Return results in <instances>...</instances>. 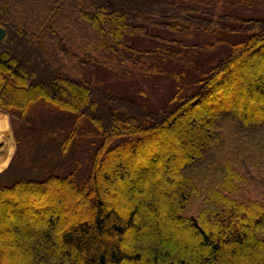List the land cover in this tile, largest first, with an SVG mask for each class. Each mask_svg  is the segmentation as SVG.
Returning <instances> with one entry per match:
<instances>
[{
  "label": "trees",
  "instance_id": "obj_1",
  "mask_svg": "<svg viewBox=\"0 0 264 264\" xmlns=\"http://www.w3.org/2000/svg\"><path fill=\"white\" fill-rule=\"evenodd\" d=\"M210 3L0 0V108L72 116L63 152L83 122L98 137L82 180L74 167L0 185V264H264V17ZM192 29L211 42L186 44ZM219 45L217 60L193 62ZM174 60L184 68L169 76ZM98 65L165 73L169 96L151 106L80 72ZM146 180L149 195L135 189Z\"/></svg>",
  "mask_w": 264,
  "mask_h": 264
},
{
  "label": "rangeland",
  "instance_id": "obj_2",
  "mask_svg": "<svg viewBox=\"0 0 264 264\" xmlns=\"http://www.w3.org/2000/svg\"><path fill=\"white\" fill-rule=\"evenodd\" d=\"M176 2H183L186 4L195 3L198 8H202L204 5H209L207 2L213 4L212 11L216 13L223 12V4L225 1L232 2L233 8L226 5V8H230L233 12L241 15H247V17H264V0H174ZM226 11V9H225ZM193 30V29H192ZM181 40H185L186 44L190 45H206L207 41L212 40V36L205 35L204 33L193 30L189 35L179 36ZM179 38V39H180ZM144 43H139L141 47L154 48L156 43H152L149 39H143ZM149 43H152L149 45ZM224 46V45H223ZM199 49V47H197ZM206 50H194L196 58L189 56L190 52L185 49H179L178 53L182 56L181 60H184L186 56L193 59V62L199 64L201 62V68L203 64L207 65L210 61L217 60L219 55L224 54V48L221 45L214 49ZM215 50V52H213ZM191 51V50H190ZM193 52V51H192ZM191 52V53H192ZM206 63H202L205 62ZM167 61H160L159 63L164 64ZM256 72L261 73L264 78V69L262 65L257 64ZM168 69L170 76L171 69L184 68L182 61H172L165 67ZM260 68V69H259ZM263 69V70H262ZM80 72L85 73L86 76L91 79L95 84L101 85H113V90H118L128 94L129 97L136 98L141 103H146L151 106L159 107L167 100L169 96L170 83L167 85V80L170 81L167 74L158 75L155 77L143 76L137 71H132L131 75L117 74L112 70H109L104 66H96L95 68H82ZM159 79L158 85H153V79ZM247 81V79H246ZM241 91L246 92V88L241 86ZM141 91L143 92L142 94ZM2 109V108H1ZM0 109V185H8L15 180L22 177H44L48 171L60 172L74 169L76 177L82 180L87 177L88 172V159L90 158L94 143L98 144V137L91 136V126L87 122H83L78 130V136L73 141L72 145L66 152L62 151L61 140H63L65 134L71 130L73 117L60 113L57 110L47 108L46 106L39 105L36 107L30 116L28 121L22 120L21 118L14 116L5 110ZM247 112H251L257 115V109H249ZM237 115V114H236ZM234 115V117L236 116ZM30 126V131L27 132L23 125ZM230 121H226L224 128L230 127ZM49 132V136L45 132ZM201 136V135H200ZM244 138V139H243ZM241 138L247 142H251L247 139L246 135ZM214 154V153H212ZM211 154V155H212ZM145 177V176H144ZM119 184V183H118ZM116 182V185H118ZM127 189L129 185L124 182ZM146 182H140L135 184V189H144V194L149 195V192L145 189L147 186ZM115 185V186H116ZM134 185V184H133ZM147 188V187H146ZM138 190V191H140ZM136 191L137 193H139ZM143 195V194H142ZM56 199L52 202L45 204L46 209L55 210L57 209ZM67 201V200H66ZM192 207L196 208L199 203L192 202ZM43 206V207H45ZM87 212L89 205L87 204ZM80 211V207H77ZM4 210V208H3ZM76 212V209H74ZM28 213V214H27ZM72 213V212H71ZM74 213V212H73ZM41 216L27 211L26 215L27 222L32 221V217L29 215ZM46 217V216H45ZM45 220V219H44ZM3 264H5L3 262Z\"/></svg>",
  "mask_w": 264,
  "mask_h": 264
},
{
  "label": "water",
  "instance_id": "obj_3",
  "mask_svg": "<svg viewBox=\"0 0 264 264\" xmlns=\"http://www.w3.org/2000/svg\"><path fill=\"white\" fill-rule=\"evenodd\" d=\"M5 36V29L0 27V40ZM1 109V108H0ZM2 110V109H1Z\"/></svg>",
  "mask_w": 264,
  "mask_h": 264
}]
</instances>
